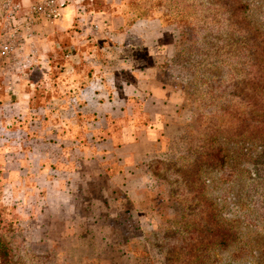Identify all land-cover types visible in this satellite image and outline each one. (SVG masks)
I'll use <instances>...</instances> for the list:
<instances>
[{
  "label": "rangeland",
  "instance_id": "obj_1",
  "mask_svg": "<svg viewBox=\"0 0 264 264\" xmlns=\"http://www.w3.org/2000/svg\"><path fill=\"white\" fill-rule=\"evenodd\" d=\"M41 1L0 0V49L8 38L13 42L10 55H0V71L19 69L24 37L18 34L21 29L11 27L22 25L28 7ZM219 3L227 4L221 13ZM132 4L152 20L138 32H163L161 41L174 48L173 58L160 56L157 62L179 93L183 139L168 142L144 166L128 169L118 184L110 182L108 204L98 199L97 189L90 195V182H80L83 188L67 220L54 204L39 219L25 217L17 200L7 203L0 196V238L9 248L11 264H264V153L258 146L244 150L240 135L245 126L216 113L222 103L218 81L224 79L222 88L231 91V76L244 66L228 53L234 22L228 20L230 0ZM15 5L22 9L12 22ZM253 10V19L263 17ZM53 22L43 19L40 24ZM2 118L9 125L3 112ZM216 153L228 155V163L206 164V155ZM84 178L89 176L84 173ZM125 179L132 183L122 185ZM126 248L133 251L123 254Z\"/></svg>",
  "mask_w": 264,
  "mask_h": 264
},
{
  "label": "crops",
  "instance_id": "obj_2",
  "mask_svg": "<svg viewBox=\"0 0 264 264\" xmlns=\"http://www.w3.org/2000/svg\"><path fill=\"white\" fill-rule=\"evenodd\" d=\"M91 1L69 0L58 20L24 32L19 69L0 71V113L9 124L0 121V196L17 200L28 218L54 204L67 220L75 178L87 180L72 164L56 159L51 165L47 138L87 141L84 154L98 163L94 174L109 173L110 160L123 168L110 177L116 184L155 152L169 119L181 122L179 93L166 82L167 70L155 66L158 57L174 56L172 45L161 41L163 32H138L152 20H131L123 0ZM99 1L106 6H92Z\"/></svg>",
  "mask_w": 264,
  "mask_h": 264
},
{
  "label": "trees",
  "instance_id": "obj_3",
  "mask_svg": "<svg viewBox=\"0 0 264 264\" xmlns=\"http://www.w3.org/2000/svg\"><path fill=\"white\" fill-rule=\"evenodd\" d=\"M121 1V0H118ZM89 4H92L91 0H86ZM104 3V2H103ZM101 1L98 5H92L96 8H103L106 6ZM123 5L121 9L123 12L129 15L131 20L145 18L141 16L137 9L133 7V0H123ZM254 7V8H252ZM227 4L219 3V9L217 13H221L226 10ZM258 9L262 14L261 19H253V9ZM227 14H230L228 18L231 21L234 18L232 23L233 34L230 43L227 45L229 47L228 53L231 56H234L233 61L235 64L238 62L242 63L244 66L239 70L241 73H236V75L231 76L230 81V90L226 92V88L223 87L224 79L218 81L216 88L221 90V94H218V98L222 102L220 104V111L216 112L217 115L221 118H229L238 123V127H244L243 133L240 137H244L243 143L246 145L244 150L253 149V147H261L258 152H261V155L264 153V0H230L229 9H227ZM120 14V13H119ZM155 39V38H154ZM156 47L157 42L155 39ZM160 48V47H158ZM217 52H220L218 50ZM177 53V51H176ZM243 61V62H242ZM232 64V63H229ZM234 64V65H235ZM155 66L163 70L164 66L157 62L155 59ZM219 65H215L213 68H218ZM234 71H237V67H233ZM203 75H206L204 72ZM210 76H217V74ZM228 86V87H229ZM224 97V99H223ZM136 104L139 105L143 98L136 97ZM216 100V99H215ZM141 105V104H140ZM138 107V106H137ZM180 108V107H179ZM177 109V116L179 117V110ZM77 112H80V107H77ZM260 111V112H259ZM257 114L252 117V114ZM259 113V114H258ZM205 114H200V118L203 119ZM172 124L171 127H163L162 130L158 132V143L155 148V152L148 156H142L139 164L144 166L149 162V160L156 157L162 153L165 149V146L168 142L173 140L182 141L184 134V123L177 122L174 119H169ZM0 131L2 127L0 125ZM46 142H50V155L49 161L52 166H56V159L60 162H65L72 164L74 169L81 174L88 173L90 175L87 179L89 184L90 195L94 196L92 189H97L98 199L102 200L104 204H108L107 193L109 189V184L111 181V175L114 173L120 172L123 170L118 163L114 160L109 161V173L104 174L100 173L99 175L94 174L93 170L98 169V163L92 157H86L84 151L88 148V142L84 140H59L55 138H47ZM120 145V141H118ZM250 146V147H249ZM59 148H63L64 153L61 156H55L59 153ZM145 150V148H144ZM259 155V154H258ZM205 157V156H204ZM228 155L224 154L221 157L219 153L206 155V164L209 166L214 165L215 161H218L219 164L225 165L228 163ZM216 164V163H215ZM81 180L79 177L75 178L74 185L72 187V201L74 203L75 196L83 188L80 184ZM132 181H128L127 185L131 184ZM89 195V196H90ZM75 205V204H74ZM75 207V206H74ZM125 245H128L125 244ZM133 250L126 248L122 250V253H130ZM0 263L2 264H11L10 262V252L9 248L5 242L0 238Z\"/></svg>",
  "mask_w": 264,
  "mask_h": 264
},
{
  "label": "built area",
  "instance_id": "obj_4",
  "mask_svg": "<svg viewBox=\"0 0 264 264\" xmlns=\"http://www.w3.org/2000/svg\"><path fill=\"white\" fill-rule=\"evenodd\" d=\"M69 0H43L41 2H38L36 4H31L28 7V10L25 12V15H23L24 22L22 25H19L15 28L14 24L11 28L13 31H21L18 33L20 35H23L24 32L30 31L34 26L37 24H40L43 19L53 20L56 21L61 17L62 9L66 6ZM20 5H15L14 8L10 10V18L12 19V22L17 20L16 15L21 11ZM23 38L22 40H24ZM21 40V41H22ZM22 42H20V45ZM19 44V43H18ZM13 42L8 38L7 42H4L1 45L0 49V55L2 57H7L10 55V52L13 50ZM20 46V48H21ZM21 50V49H20ZM19 50V51H20ZM21 53V52H20Z\"/></svg>",
  "mask_w": 264,
  "mask_h": 264
}]
</instances>
